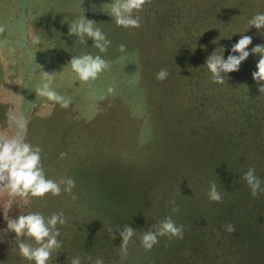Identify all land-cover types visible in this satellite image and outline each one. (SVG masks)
Instances as JSON below:
<instances>
[{
    "label": "rangeland",
    "instance_id": "obj_1",
    "mask_svg": "<svg viewBox=\"0 0 264 264\" xmlns=\"http://www.w3.org/2000/svg\"><path fill=\"white\" fill-rule=\"evenodd\" d=\"M112 2L0 0V136L22 135L41 149L47 179L75 182L70 193L60 184L59 196L0 194V229L5 216L63 213L62 246L47 264H264V194L253 198L242 178L254 168L264 187V93L252 78L260 57L250 55L224 84L204 66L214 51L226 59L241 35L253 37L249 51L264 44V29L249 25L264 0H150L133 13L139 28L117 27ZM83 14L111 41L106 52L67 36ZM85 54L110 65L86 83L68 64ZM43 72L68 108L36 94ZM213 183L221 202L209 199ZM168 217L183 238L158 236L145 250L144 231ZM125 224L136 234L122 259L115 228ZM20 242L38 246L0 233V264H35L20 256Z\"/></svg>",
    "mask_w": 264,
    "mask_h": 264
},
{
    "label": "clouds",
    "instance_id": "obj_2",
    "mask_svg": "<svg viewBox=\"0 0 264 264\" xmlns=\"http://www.w3.org/2000/svg\"><path fill=\"white\" fill-rule=\"evenodd\" d=\"M150 0H113L110 4V12L108 15L115 19L117 27L123 28H139V17L133 16L134 12L143 10V7ZM102 7V6H101ZM97 9L93 4L91 10ZM85 12V9H84ZM95 21L87 19L83 14L79 19L68 24L67 36L69 38L75 36L82 42H86L84 37H88L93 41V46L101 52H106L111 41L107 40L106 36L99 28L94 27ZM250 28L255 27L257 30L264 29V13L256 14L249 21ZM249 28V29H250ZM248 29V30H249ZM4 32L3 26H0V33ZM252 36L241 35V38L231 46L229 55L225 59L223 54L217 55L214 51L206 58L204 66L211 73L213 83L224 84L225 77L229 73L239 71L240 65L250 55L258 54L259 60L256 64L257 71L252 73L253 80L259 85V92L264 93V44L256 45L248 50L252 44ZM33 45L40 43V37L34 35L32 38ZM222 48V47H221ZM223 49V53L226 49ZM14 49L10 52L14 53ZM120 51H125V46L120 45ZM72 72L76 74V78L81 82H88L97 79L98 75L108 69L110 65L100 56H92L85 54L82 56H72L68 62ZM12 72H9L11 77ZM168 72L166 69H161L156 74V79L163 81L167 78ZM53 74L43 72V83L36 89V94L41 97H46L49 101L59 103L62 108H68L71 104L70 99L59 95L51 88ZM229 78V77H228ZM7 83H14L12 79H8ZM109 93L113 92L112 88L108 89ZM41 149L33 147L25 142L22 135L16 136H0V194H6L9 198L17 197L27 201L29 197L43 198L46 194L51 193L53 196H59L61 193L60 184H66L65 192L70 193L75 186L72 179L61 181L60 184L54 180L47 179L44 169L41 164ZM61 153V157L65 156ZM243 180L250 189L251 196L256 198L260 194H264V187H261L262 181L255 175V169L249 168L243 175ZM208 196L212 202H221L222 195L217 191L216 185L213 183L210 186ZM174 203V202H173ZM178 211L173 208V212ZM7 228L0 229V233L7 234L14 232L16 238L26 237L33 239L38 245L33 248L30 244L20 242L18 244L19 254L28 261H34L35 264H47L51 258L52 252L59 249L62 245L57 239L60 235L57 225H63L66 220L63 213H53L47 221L45 217L39 213L21 214L16 219H11L9 216L4 217ZM117 226L116 231L121 238L120 256L125 258L128 254V245L132 241L136 230L129 224ZM155 228V231L152 229ZM152 229L144 231L140 237L141 245L145 250H151L158 241V236H168L169 238H183V226H177L171 217H168L160 222L159 226H153ZM225 230L229 233L234 232L233 225L228 224ZM110 238L115 239L116 235L112 228L108 229ZM71 264H81L80 257H75L71 260ZM94 264H104L102 258H97Z\"/></svg>",
    "mask_w": 264,
    "mask_h": 264
}]
</instances>
